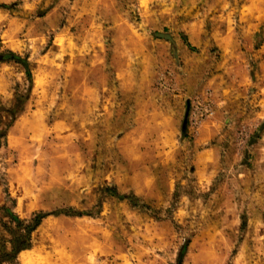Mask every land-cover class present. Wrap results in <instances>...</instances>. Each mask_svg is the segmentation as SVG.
<instances>
[{
  "label": "rangeland",
  "instance_id": "1",
  "mask_svg": "<svg viewBox=\"0 0 264 264\" xmlns=\"http://www.w3.org/2000/svg\"><path fill=\"white\" fill-rule=\"evenodd\" d=\"M145 8L0 0V207L87 214L21 264H264V0Z\"/></svg>",
  "mask_w": 264,
  "mask_h": 264
},
{
  "label": "trees",
  "instance_id": "2",
  "mask_svg": "<svg viewBox=\"0 0 264 264\" xmlns=\"http://www.w3.org/2000/svg\"><path fill=\"white\" fill-rule=\"evenodd\" d=\"M9 61L21 65L24 68L28 93L25 95H18L15 102L9 109L0 107V147L5 145L7 141V130H3L1 128V125L4 124L2 115H8L11 118V121L14 122L17 116L24 111L34 84L33 72L28 59H23L20 55L11 51L0 53V62L4 63ZM8 126H10V124ZM108 193L122 200L125 198L119 195L116 189H105L104 194ZM133 205L135 207L138 206L134 202ZM100 208L101 205H99V209ZM0 213L2 215V219H0V264H21L19 260L20 254L33 248L34 234L42 226L43 222L49 217H58L61 215L67 217H83L87 215L77 211L74 214H69L66 212H39L33 214L30 219H22L14 213L12 208L8 206L0 207Z\"/></svg>",
  "mask_w": 264,
  "mask_h": 264
},
{
  "label": "crops",
  "instance_id": "3",
  "mask_svg": "<svg viewBox=\"0 0 264 264\" xmlns=\"http://www.w3.org/2000/svg\"><path fill=\"white\" fill-rule=\"evenodd\" d=\"M150 2H153V0H146L145 3H144V0H139V6H141V8L145 10L146 9L145 7L150 5Z\"/></svg>",
  "mask_w": 264,
  "mask_h": 264
}]
</instances>
